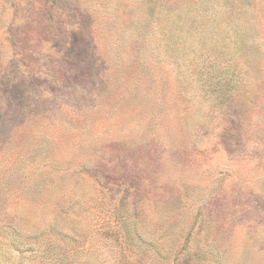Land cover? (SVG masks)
I'll list each match as a JSON object with an SVG mask.
<instances>
[{
	"label": "rangeland",
	"instance_id": "1",
	"mask_svg": "<svg viewBox=\"0 0 264 264\" xmlns=\"http://www.w3.org/2000/svg\"><path fill=\"white\" fill-rule=\"evenodd\" d=\"M0 264H264V0H0Z\"/></svg>",
	"mask_w": 264,
	"mask_h": 264
}]
</instances>
